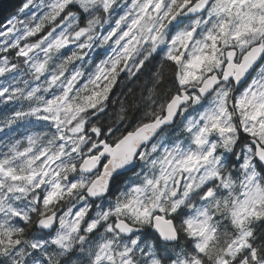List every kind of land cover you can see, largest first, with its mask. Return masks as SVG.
<instances>
[{
	"label": "snow or ice",
	"instance_id": "1",
	"mask_svg": "<svg viewBox=\"0 0 264 264\" xmlns=\"http://www.w3.org/2000/svg\"><path fill=\"white\" fill-rule=\"evenodd\" d=\"M0 264H264V0L0 24Z\"/></svg>",
	"mask_w": 264,
	"mask_h": 264
},
{
	"label": "trees",
	"instance_id": "2",
	"mask_svg": "<svg viewBox=\"0 0 264 264\" xmlns=\"http://www.w3.org/2000/svg\"><path fill=\"white\" fill-rule=\"evenodd\" d=\"M24 2L25 0H0V24L5 23Z\"/></svg>",
	"mask_w": 264,
	"mask_h": 264
},
{
	"label": "rangeland",
	"instance_id": "3",
	"mask_svg": "<svg viewBox=\"0 0 264 264\" xmlns=\"http://www.w3.org/2000/svg\"><path fill=\"white\" fill-rule=\"evenodd\" d=\"M16 11H17V10H15V12H16ZM15 12H14V13H15ZM14 13H13V14H14ZM13 14H12V15H13ZM12 15H11V16H12ZM11 16H10V17H11ZM5 23H6V22H5Z\"/></svg>",
	"mask_w": 264,
	"mask_h": 264
}]
</instances>
